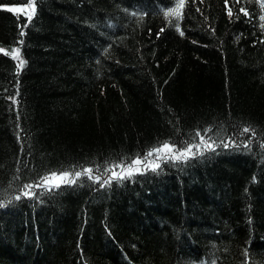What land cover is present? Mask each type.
Here are the masks:
<instances>
[{
    "label": "trees",
    "instance_id": "trees-1",
    "mask_svg": "<svg viewBox=\"0 0 264 264\" xmlns=\"http://www.w3.org/2000/svg\"><path fill=\"white\" fill-rule=\"evenodd\" d=\"M178 2L0 0V264H264V0Z\"/></svg>",
    "mask_w": 264,
    "mask_h": 264
},
{
    "label": "snow or ice",
    "instance_id": "snow-or-ice-1",
    "mask_svg": "<svg viewBox=\"0 0 264 264\" xmlns=\"http://www.w3.org/2000/svg\"><path fill=\"white\" fill-rule=\"evenodd\" d=\"M183 4H184V0H179L178 8L176 10H174V12H169L168 15L176 14L178 16L179 15V9L183 7ZM9 10L12 11L13 9H9ZM33 11H34V9H33ZM29 19H31V16H29ZM11 55L13 56L14 59L17 58L18 50L17 49H13ZM23 63L24 62L21 60L20 63H19V67H23ZM244 131L247 132V131H249V129L245 128ZM225 146H227V145H225ZM208 147L211 148V145H208ZM165 150L168 151V152L172 151L171 147L168 144H165L161 148L156 149V151H158V152H163ZM151 154H152L151 152L148 153V155H151ZM182 155H187V153H183ZM135 163L139 164L140 161L136 160ZM153 170H155V169H153ZM85 172L90 173L91 169H86ZM128 174L131 175V169H129ZM76 175L79 176L80 173H77ZM65 179H66V174H65V176H61V177H56L55 174H54L53 177H45L42 182L45 183V184L53 183V185L55 187H59L60 182L65 181ZM68 182H73L74 183V181H68ZM18 198L19 197H17V199Z\"/></svg>",
    "mask_w": 264,
    "mask_h": 264
},
{
    "label": "rangeland",
    "instance_id": "rangeland-1",
    "mask_svg": "<svg viewBox=\"0 0 264 264\" xmlns=\"http://www.w3.org/2000/svg\"><path fill=\"white\" fill-rule=\"evenodd\" d=\"M18 50V49H17ZM0 51L1 52H5V53H10V51L8 50V49H6L5 47H0ZM19 52V51H18ZM10 55H11V53H10ZM15 59H17L19 62L22 60L23 61V59L21 58V56H20V53L18 54V56H17V58H15ZM145 158H142V160H144ZM136 165H138V164H136ZM136 165L135 164H130V165H128L127 166V168L128 169H132L133 170V168H135L136 167ZM126 168V169H127ZM124 169V168H123ZM120 170V169H119ZM119 170H117L116 172H117V174L119 173H121V171H119ZM119 171V172H118ZM114 174H116L115 172H113V175ZM62 175H59V176H56V177H61ZM67 179V178H66ZM65 179V180H66ZM50 184H53V183H50Z\"/></svg>",
    "mask_w": 264,
    "mask_h": 264
}]
</instances>
